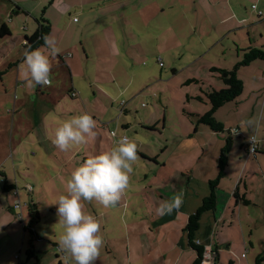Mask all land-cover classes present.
Here are the masks:
<instances>
[{
  "label": "crops",
  "instance_id": "1",
  "mask_svg": "<svg viewBox=\"0 0 264 264\" xmlns=\"http://www.w3.org/2000/svg\"><path fill=\"white\" fill-rule=\"evenodd\" d=\"M7 2L9 7L0 6V30L6 27L10 33V36L0 37V71L12 74L13 80L6 81L3 77L0 85L6 91L13 84L20 91L28 89L20 80L24 45L26 39L38 31L40 27L38 20L43 17L51 25L49 36L55 38L60 48V52L50 58L51 71L59 75L55 80L52 79L51 86H46L49 88V97L55 104H62L64 98L60 95L67 93V98L81 105L84 113L90 114L97 122L96 135L90 137L92 143L88 141L86 145L77 149L86 157L90 152L85 151V147L91 146L92 154H95V150L100 154L110 150L109 147L106 149V145L111 144V148L115 146L111 139L114 132L117 134L115 138H118L121 119L109 118L111 121L107 124L111 123L113 127L110 129L109 126V132L106 131L104 123L106 118H103L105 111L98 107L106 108L105 98L111 97L103 92L102 96L98 93L101 90L98 80H89L84 76L81 61L85 62L92 56L97 58L96 56L105 50L116 57L128 55L131 60L145 54L151 58H157L158 54L166 56L169 53L170 27H177L185 36L203 35L201 40L212 43L215 48L219 47L223 55L228 54L223 43L231 38L235 47L229 48L228 51L235 53V64L242 59L243 52L248 49L264 50V0H7ZM64 2L67 3L65 7ZM253 6H257V9L254 10ZM40 11L43 12L39 18ZM68 14L75 15L72 21L67 19ZM74 19H78L77 22H74ZM14 28H20L26 33L16 36ZM189 40L187 42L195 41L193 38ZM40 49L46 51L43 47ZM182 53L189 54L188 58L191 59L202 58L199 51L193 48L185 49ZM223 70L231 69L224 67ZM75 77H78L79 82ZM74 92L77 94L76 97H72ZM100 110L103 112L102 115ZM218 122L223 124L221 121ZM202 126L204 125L196 126L193 134L189 131L179 135L175 140L168 138L159 144L155 143L159 145V152L150 146L141 145L139 139H136L138 153L145 147L144 155L147 157H144V161L149 166L139 165L137 159L130 175L129 186L121 200L109 207L100 205L102 206L99 207L100 213L95 209L89 212L96 219L111 215L117 220L112 237H108L110 229L104 226L105 222L101 225V234L106 242L103 243L94 264H193L197 253L189 247L185 231L188 219L210 194V182L218 177V162L227 138L231 137L233 140V135H238L227 129L226 132L230 130L231 134L225 138L220 135L223 133H215L209 127L201 128ZM223 126L225 127L224 124ZM123 127L126 130L131 128L129 125ZM164 128L166 129V125ZM201 136L206 140H201ZM209 150L211 151L209 160L204 162L206 152ZM259 150L258 148L256 154ZM138 153L137 156L142 154ZM246 154L248 156V153ZM72 159L73 157L66 163L72 162ZM241 160L242 157L238 163H241ZM241 169V164L237 166L235 172L227 169L220 183L219 188L222 187L226 193L218 189L217 196L220 200L222 193L226 194L225 206L221 208L218 201L216 209L205 213L201 218L197 240L205 247L206 255H209L207 264H218L225 249L234 256L231 260L234 264H237L235 259H244L242 255L245 253H242L240 258L234 253L233 248L235 245L233 232L234 230L241 232L237 229L239 224L236 225L234 220L239 213L240 220L243 214L242 204L236 203L234 192L238 189L241 194L251 193L247 185L244 191L241 190ZM226 177L237 178L235 187L229 182L225 183ZM5 183L8 184V180ZM29 186L31 185H27L26 188ZM14 192L16 194L19 190L16 189ZM31 193H34V190ZM178 194L183 199L179 209H174L171 214L163 216L157 214L156 208L162 202ZM15 201L13 200V204ZM254 203L255 201L251 200L250 206L247 207ZM255 205L260 206L258 203ZM246 218L252 221L250 214ZM248 231L252 236V227L249 226ZM110 240L114 241L112 248L109 245ZM247 242L253 246L251 238L245 239V246ZM69 264L74 262L69 261Z\"/></svg>",
  "mask_w": 264,
  "mask_h": 264
},
{
  "label": "rangeland",
  "instance_id": "2",
  "mask_svg": "<svg viewBox=\"0 0 264 264\" xmlns=\"http://www.w3.org/2000/svg\"><path fill=\"white\" fill-rule=\"evenodd\" d=\"M66 4L64 2L63 6ZM2 5H5V8L9 7L7 0H0V6ZM48 5L49 3L46 7ZM42 12L40 11L39 18ZM73 16L75 15L68 14L67 19L72 21ZM14 31L16 36L26 33L20 28H14ZM199 36L193 34L185 36L177 27H170L169 53L166 56L158 54L157 58H151L145 54L131 60L128 55L116 57L105 50L98 54L97 58L92 56L85 62L84 60L80 62L84 76L89 80H98L101 88L98 93L102 96L103 92L111 97L105 98L106 108L98 107L105 111L103 118H106L104 123L107 132L109 126L110 129L113 127L111 123L107 124L111 121L109 118H120L118 138L128 136L135 143L136 139H139L141 145L150 146L158 152L159 145L155 143L159 144L168 138L175 140L179 135L189 131L192 134L195 132V120L190 114L200 112L199 114L203 115L210 110V106L197 97L205 98L208 92L225 88L218 74L212 73L211 69L225 67L232 70L236 65L235 53L228 51L235 45L231 38L223 43L228 53L223 55L219 47L215 48L212 43L203 42L201 40L203 35ZM190 38L195 41L187 42ZM188 48L198 50L202 58H188L189 54L182 53ZM58 75L57 72L51 71L53 80ZM238 77L244 83L242 95L236 101L222 107L215 114V118L226 127L225 132L220 134L221 137H228L227 129H239L238 135H233L228 170L235 172L237 166L242 165L241 190L244 191L247 185L251 192L249 198L260 206H256L255 203L251 207L242 204L243 214L240 220H238L240 213L234 220L236 225L239 224L237 229L241 232L234 230L233 248L238 257L242 253L246 255L244 259H235L237 264L242 261L244 264H264L256 262L258 257H264V60L241 68ZM4 78L6 81L13 80L9 72ZM75 78L79 82L78 77ZM11 86L6 91L0 85V172L4 175L0 176V264H20L17 256H20L24 264H36L34 259L27 261V250L32 235L29 231H24V225L30 224L28 207L33 204L37 206L40 214V220L33 228L42 238L34 242L41 264H69V261H74L57 243L63 233V225L59 222L57 205L54 203L65 193L66 180L71 171L87 157L82 155V151L77 150L80 146L60 151L52 144L51 136L54 129L63 121L84 111L81 105L67 98L65 92L63 96L60 95L64 98L62 101L64 103L55 104L49 97V88L46 86L37 85L25 91L16 89L14 84ZM122 103H126V107H123ZM127 125L131 127L129 130L123 127ZM252 136L257 138L260 150L258 154L248 158L246 150H249L248 141ZM115 139L112 137V143ZM201 140L205 141L206 138L201 136ZM89 141L92 143L93 140L89 138ZM108 147L111 150V144L106 145V149ZM211 148L210 145L209 149ZM88 150L89 156L97 154L96 150L95 154H92L91 146L85 147V151ZM210 150L206 152L204 162L209 160ZM140 153L139 165L148 167L144 161V157H147L144 155L145 147H142ZM72 157V162L66 163ZM240 157L242 160L238 163ZM232 179L226 177L225 183L229 182L235 187L237 178ZM6 180L9 185H17L20 199L27 205L23 210V220L17 216L21 213L14 209L13 213L8 210L10 206L14 207L13 200H17L18 195L14 191L4 190ZM27 185L33 187L34 193H28ZM219 190L223 191L222 187ZM225 193H222L218 200L221 208L226 204ZM82 203L86 213L89 214L94 209L100 213L99 207L102 206L95 200ZM249 214L252 221L246 218ZM97 220L101 225L105 222L104 226L110 229L108 237H112L117 220L111 215L105 218L100 216ZM249 226L253 230L252 236L248 231ZM248 238L252 239L253 246L248 242L246 246L244 245L245 239ZM113 242L109 241L111 248ZM233 257L225 249L218 264H229Z\"/></svg>",
  "mask_w": 264,
  "mask_h": 264
},
{
  "label": "clouds",
  "instance_id": "3",
  "mask_svg": "<svg viewBox=\"0 0 264 264\" xmlns=\"http://www.w3.org/2000/svg\"><path fill=\"white\" fill-rule=\"evenodd\" d=\"M41 49H26L20 65V80L28 88L51 86V57L60 48L55 38L43 37ZM96 120L88 113H81L63 121L54 129L51 142L60 151L84 146L96 135ZM113 133V137H116ZM138 159L137 144L128 136L115 139L111 150L85 158L75 167L66 180L65 193L57 201V215L63 225L58 239L59 248L70 255L74 264H94L104 240L101 224L93 215L84 211L82 201L95 200L104 207L116 205L129 186L133 165ZM183 203L181 195L165 200L157 208L163 216L179 209Z\"/></svg>",
  "mask_w": 264,
  "mask_h": 264
},
{
  "label": "trees",
  "instance_id": "4",
  "mask_svg": "<svg viewBox=\"0 0 264 264\" xmlns=\"http://www.w3.org/2000/svg\"><path fill=\"white\" fill-rule=\"evenodd\" d=\"M40 23V27L38 31L31 37L27 38L25 41L24 48L35 50L40 49L43 44L44 36H49L51 32V25L49 22H47L43 17L38 20ZM10 36V33L8 32V29L6 27H3L0 30V37H6ZM264 60V50L263 49H257L252 48L248 49L247 51L243 52V57L240 62H238L232 70H223L219 68H212L211 72L218 74V77L222 80L225 88L221 90H214L211 92H208L205 96V98L199 96L197 97L201 102H205L210 106V110L205 114H199V113H191L190 116L195 120V125H204L209 127L213 132L215 133H223L225 132V127L223 124L219 123L216 118L215 114L225 105L236 101L243 93L244 91V83L241 79L238 77V72L241 68L248 67L252 63ZM6 71H0V81H2L4 75L6 74ZM190 82H196L199 83V81H190ZM122 105V104H121ZM126 107V106H125ZM125 113V110L124 112ZM228 135L231 134V131L229 130ZM233 147V140L231 137H228L226 140V143L221 150L219 162H218V177L210 182V194L205 200L203 201V204L201 207L192 214L189 219L186 226V233L188 236V243L189 247L196 251L197 258L193 262V264H203L204 263V256L206 254V249L204 246L198 244L197 240V233L200 230L201 227V218L202 216L210 211H214L217 206L218 202V196H217V190L219 189L220 183L222 179H224L226 175V171L229 166V155L231 153ZM0 176L4 177V175L0 172ZM4 180V179H3ZM5 183V181H4ZM32 187V186H31ZM17 185H8L5 183L4 190L9 191H16ZM19 190V189H18ZM26 190L31 193L32 191H29L28 187ZM33 190V189H32ZM16 194L18 195V199L13 204V208H9L11 212L18 211L21 213L20 215L16 214L18 217H20L21 220H23V210L27 205H24L22 200L20 199L19 192ZM234 199L236 203L238 204H244L245 206H248L251 204V200L248 198L247 193H240L238 189L234 192ZM19 202V203H18ZM14 209V210H13ZM29 209V217H30V224L24 225V231L30 232L32 235V239L30 241L29 249L27 250V261L29 260H36V264H41L40 258L37 256V252L34 246L35 241H40L42 238L34 231V224H36L40 220V214L38 211V208L35 204L28 207ZM20 256H18L19 263L24 264L20 260ZM257 263L264 262V257H258L256 259ZM229 264H234L233 261H230Z\"/></svg>",
  "mask_w": 264,
  "mask_h": 264
},
{
  "label": "built area",
  "instance_id": "5",
  "mask_svg": "<svg viewBox=\"0 0 264 264\" xmlns=\"http://www.w3.org/2000/svg\"><path fill=\"white\" fill-rule=\"evenodd\" d=\"M252 8L254 10H256L257 9V6H253ZM77 20L78 19H74V22H77ZM76 96H77V94L74 92L72 94V97H76ZM122 105H123V107H125V103H122ZM122 112H124V110H122ZM237 132H238L237 130H233V133H236L237 134ZM248 144H249L248 156L255 155L257 153V151H258V140H257V138L255 136H252L249 139ZM28 189H29V191H32L33 188L31 186H29ZM208 256L209 255H206L205 254V256H204V263L203 264H207L206 263V260H207ZM245 257H246V255L243 254L242 255V258H245ZM16 259H18V256L16 257Z\"/></svg>",
  "mask_w": 264,
  "mask_h": 264
}]
</instances>
